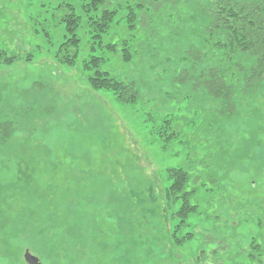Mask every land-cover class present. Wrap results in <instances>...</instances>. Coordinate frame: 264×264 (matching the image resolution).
<instances>
[{"label":"rangeland","instance_id":"1","mask_svg":"<svg viewBox=\"0 0 264 264\" xmlns=\"http://www.w3.org/2000/svg\"><path fill=\"white\" fill-rule=\"evenodd\" d=\"M68 3L82 19L73 66L52 57ZM189 3L150 37L127 29L120 10L103 36L137 35L130 63L96 50L103 69L136 81L130 105L86 82L91 43L78 0H0V264H26V249L40 264H264V83L223 126L224 144L206 136L197 92L170 82L182 65L171 59L190 38ZM173 118L180 130L163 139L159 127ZM172 167L198 176L197 209L181 227L171 215L178 204L164 200Z\"/></svg>","mask_w":264,"mask_h":264},{"label":"trees","instance_id":"2","mask_svg":"<svg viewBox=\"0 0 264 264\" xmlns=\"http://www.w3.org/2000/svg\"><path fill=\"white\" fill-rule=\"evenodd\" d=\"M181 1L78 0L86 16L84 26L91 43L90 53L82 60L88 85L97 90H109L120 104H136L140 98L136 81L119 79L103 69L105 59L96 50L119 51L123 62H132L137 54V47L134 46L137 35L129 33L115 41L102 42L103 36L109 35V29L117 22L115 18L119 11L125 10L127 29H140L150 37L151 32L158 33L157 26L163 19L173 17L174 9ZM186 1L189 3V0ZM189 5L191 22L186 30L190 38L180 57L170 58L182 63L170 82L186 83L197 92L200 98L197 101L200 127L206 136L211 133L224 144L229 134L223 126L234 121L243 106L242 102L258 96L264 83V0H209L207 3L194 0ZM61 22L66 34L53 50L52 57L60 65L73 66L81 43L77 28L82 19L75 13L72 3L67 4ZM16 58V55H10L3 60L12 63ZM25 60H31V55H26ZM176 121L175 118L164 120L163 129L162 125L159 127L161 132L168 130L163 139L177 136L180 127L174 129ZM215 175L213 170L206 173L208 178L216 179ZM167 176L169 184L164 191L165 205L169 209L178 204L171 215L178 218L176 227H181L185 225L187 215L197 209L193 197L195 187L190 184L195 183L198 176L182 167L169 168ZM174 236L176 243L183 241V237ZM190 236L192 234L187 233L184 239Z\"/></svg>","mask_w":264,"mask_h":264},{"label":"water","instance_id":"3","mask_svg":"<svg viewBox=\"0 0 264 264\" xmlns=\"http://www.w3.org/2000/svg\"><path fill=\"white\" fill-rule=\"evenodd\" d=\"M23 259L26 264H40L38 257L31 254L27 249L23 253Z\"/></svg>","mask_w":264,"mask_h":264}]
</instances>
